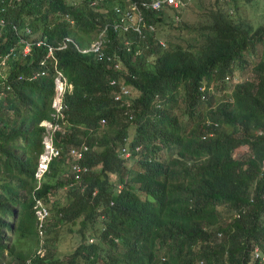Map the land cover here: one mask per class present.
Listing matches in <instances>:
<instances>
[{
	"label": "trees",
	"instance_id": "obj_1",
	"mask_svg": "<svg viewBox=\"0 0 264 264\" xmlns=\"http://www.w3.org/2000/svg\"><path fill=\"white\" fill-rule=\"evenodd\" d=\"M206 1L147 13L154 37L142 39V55L126 50L117 32L123 21L113 9L141 6L142 0L0 2V17L7 20L0 60L23 44L12 23L24 34L27 24L47 42L25 56L8 53L0 68V227L14 225L15 232L12 243L0 238V264H221L226 247L229 254L241 249L232 264H261L249 260L259 242L246 237L264 229V180L254 197L249 189V175L264 159V23L255 19L264 7L258 0ZM131 11L137 21L138 10ZM100 29L106 41L96 51H80L77 45H89ZM64 41L53 51L67 80L70 125L54 141L88 148L79 176L66 167L65 156H54L36 187L42 130L36 125L52 118L56 71L50 66L47 75H33L47 44ZM26 124L31 135L24 155ZM110 128L114 135L107 134ZM123 136L149 156L160 154L162 178L127 167L118 154ZM245 151L255 154L247 167V154L238 161L234 156ZM59 186L66 195L52 200L55 213L48 203ZM37 197L48 208L43 218L34 208ZM221 204L224 213L238 207L240 215L228 221ZM67 241L70 250L62 252Z\"/></svg>",
	"mask_w": 264,
	"mask_h": 264
},
{
	"label": "clouds",
	"instance_id": "obj_2",
	"mask_svg": "<svg viewBox=\"0 0 264 264\" xmlns=\"http://www.w3.org/2000/svg\"><path fill=\"white\" fill-rule=\"evenodd\" d=\"M1 1L3 0H0V2ZM180 6H181V2L179 0V3H177L176 5L173 3H170V4L164 3L159 8L142 7L143 20L145 21L146 25L142 26L140 33L137 31L131 30V29L130 30L121 29L117 31V32H122L124 35V37H121V40L122 42H124V46L126 50L133 53V55H138V54L142 55V53L140 52V50H143L144 48L141 42L142 39H144L149 34H152L154 37V32L152 31V29L154 28V23L147 19V13H154L156 15L158 14V12L162 10L173 11L176 7H180ZM115 7L116 5L113 6L114 14L116 15ZM119 7L122 8L121 5H119ZM174 16H177V15H174ZM6 24H7V20L0 17V28L2 29L6 27ZM149 24H151L152 27H149ZM12 25H13V28L17 31V33H19L18 39H20L19 41H22L23 44L22 45L17 44V45L11 46L5 52L3 57H1L0 62L2 61L3 58L6 60V56L8 55V53H11L10 57L17 56L18 53H21L22 56H25L26 54L31 52V49L34 46L47 43L45 38L37 36L36 32H34L27 24L25 25V34H28L27 36L24 33L19 32V29L16 23H12ZM66 39L71 40V37H66ZM160 41L162 42V40ZM92 42L93 40L87 46L77 45V47L80 51L85 52L84 47L91 49ZM47 45H48V49L46 53L41 58H39V60L37 61V64L39 65V67H38V70L33 75V77L47 75V70L50 66H53L56 71L54 78H53L54 92H53V97H52L51 104H50L51 108H53V111L51 112V114H49L52 118H47V117L41 118L38 121V125H36V127L38 128L40 126L42 127V130H40L41 137L39 136L41 150L39 151L36 157V167L34 170V177L37 179L36 187H39V185L41 184V181L44 179V174L47 172L49 168V162L54 156H58V157L65 156V162L67 165L66 167L69 168L70 170H76L75 175L76 177L79 176V173L77 171L79 170L80 167L78 164H82L80 162L82 159H84L83 157L85 155V150L88 148L87 143L81 144L79 146H76V145L70 146V143H68L66 145L63 144L64 146L63 147L62 144H56L54 141L57 131H60V133H64L66 131L67 124H70L68 121L67 112H66L68 109V106H66V103L64 102V94H63L65 89L67 88V80L65 76L63 75V73L57 68V65H56L57 58L53 51L54 48H57V49L63 48L65 46V41L64 43L56 45L55 47L52 44H47ZM147 45L148 43H146V46ZM25 47H28V48L25 49ZM127 47H129V49ZM16 48L18 50H16ZM118 68L124 71L126 70L122 64H121V67H118ZM109 82L113 83V79L111 78ZM63 85H64V90L61 89ZM68 87H72V85L69 84ZM116 97H119V95H117ZM105 120L106 118L102 116L100 117L99 123L103 125L106 122ZM112 130H113L112 128L107 130V134H109V136L114 135L115 130L114 131ZM23 131L26 135V138L22 139V141L25 140L24 155H27L26 150L28 149L26 147V142L28 141V138L31 135L29 134V128L27 124L25 127H23ZM102 133H103V127L97 128V131L95 132V134L98 136H101ZM82 148H83V152H82ZM127 151L131 153V157H132L131 160H128L130 157H127L125 155ZM246 152L247 151H245L244 153L240 155H234L237 157V161L244 154L248 155V158L243 163L244 167H247L248 165L247 160L249 158L255 157L254 153H251V152L246 153ZM40 153H41V156L39 157ZM118 154L124 158L127 164V167L130 168V170L133 171L135 174L142 170L148 171L150 169V171L154 174L155 179L162 178L161 176L158 177L157 175V172L159 173V166L162 161L159 153L154 154V157L149 156L144 152L143 146L141 144H137V145L131 144V141L128 140L125 136H123V138L121 137V142H120V145L118 146ZM71 161L73 162L71 163ZM83 168L84 167L82 165V169ZM113 173L114 172H108V176L111 177V174ZM110 179L114 180L115 178L112 177ZM258 180H259V184H260V181L264 180V159H262L261 162L258 161V166L249 175V182H250L249 189H250V194L253 197L256 193ZM135 182H138V181H135ZM117 185H118L117 192H120L121 184L118 183ZM137 185H139V182ZM260 198L264 199V189L261 190L260 192ZM41 203H44V201L40 197H37L35 199L34 208L36 209V213L39 218H43V216L48 213V208L46 207V205L44 204V206H42ZM42 208H44L45 210L44 214H41V211H39V209H42ZM219 208L222 210V215L224 214L223 217L227 218L228 221H231L232 218H234V215H235V218H237L241 213L238 210V207L232 212V214L227 210H225V213H224L222 204L219 205ZM246 208L248 209L249 207L245 206L242 209V211L244 212ZM100 209L101 207H99L98 210ZM9 222L14 223V219L9 220L8 223ZM13 227L14 225H11V226L7 225V226L0 227V238L4 243L9 244V243L14 242L15 232L13 230ZM218 237L219 239H221V232H218ZM246 239L247 241H250V243L255 240L259 242L252 246V254L249 257V260L251 262H258V263L264 264V229H260V228L251 229L250 232L247 234ZM227 249L228 247L224 249V251L222 252L220 256V259H222L221 264H232L233 256L241 258L242 253H241L240 247H238L236 252H234L233 254L232 253L229 254ZM3 256L7 257V248L3 249ZM8 257L12 259V256L9 255ZM2 262L3 264H6L5 261H2Z\"/></svg>",
	"mask_w": 264,
	"mask_h": 264
},
{
	"label": "rangeland",
	"instance_id": "obj_3",
	"mask_svg": "<svg viewBox=\"0 0 264 264\" xmlns=\"http://www.w3.org/2000/svg\"><path fill=\"white\" fill-rule=\"evenodd\" d=\"M200 1H203L202 3H208L206 0H200ZM94 2H95V0H94ZM180 2H181V6L182 7H185V6H187L188 5V3H190L189 2V0H180ZM176 3H179V1L177 0L176 1ZM258 3H259V5L260 6H262V7H264V0H258ZM251 10V8H249L248 9V11H250ZM192 14H194L193 13V11H188V15L191 17V18H194V16L192 15ZM255 19H256V23H264V21H259V20H261V19H264V16H262L261 14H260V12H258V10L256 11V13H255ZM259 21V22H258ZM1 29V28H0ZM125 29V28H124ZM125 30H127V29H125ZM106 36H104L103 35V33H102V29H100L99 31H98V33H97V35H96V37L93 39V42H92V45L95 43V42H98V43H104L105 41H106ZM95 47V46H94ZM128 49H129V47H127ZM25 49H27V48H25ZM84 51L85 52H88V51H95V49H93V48H91V49H89V48H85L84 47ZM140 52L141 53H143V50H140ZM5 63V59L3 58L2 59V61L0 62V68H1V66H3V64ZM236 79H237V77H236ZM232 82L233 81H231L230 82V85L232 84ZM62 90H64V85L62 86V88H61ZM68 125H70V124H67V127H68ZM131 129H132V125H130V126H128V131H129V133L131 134ZM125 155L127 156V157H130L128 160H131V153L130 152H126L125 153ZM161 155L163 156L164 155V151L162 150V153H161ZM41 156V153H40V155H39V157ZM38 157V158H39ZM46 165V164H45ZM45 167V166H44ZM44 169V168H43ZM111 177H114V175L113 174H111ZM56 178H57V175L55 176V177H53V181H56ZM137 184H138V182H135V181H133V183H132V185H133V187L134 186H137ZM65 195H66V188H65V186H59V187H56V190H55V193H54V195L51 197V199H50V201H49V207L52 205L53 206V208H54V211H55V213H56V209H55V206L53 205V202L54 201H57V200H60V201H64L65 200ZM52 200H53V202H52ZM41 205L42 206H44V203H41ZM39 211H41V214H44L45 213V210H44V208H42V209H39ZM47 213V212H46ZM50 215H51V210H50ZM62 223H64V222H62ZM65 225H67V224H65ZM65 241V240H64ZM63 241V242H64ZM64 245V248H63V251L62 252H64L67 248L70 250V241H67L66 243H64L63 244Z\"/></svg>",
	"mask_w": 264,
	"mask_h": 264
},
{
	"label": "built area",
	"instance_id": "obj_4",
	"mask_svg": "<svg viewBox=\"0 0 264 264\" xmlns=\"http://www.w3.org/2000/svg\"><path fill=\"white\" fill-rule=\"evenodd\" d=\"M177 0H142L141 2V6H138L137 4L133 3L131 5V9H137L139 16H138V20L134 21L133 19V13L131 11V9H122L119 6L115 7V11L116 14L119 16H117L118 18H120L121 21H123L122 24V30H134L137 32H141L142 26H145L146 23L143 20V15H142V7L145 8H159L162 4L167 3H173V4H177L176 3ZM179 1V0H178ZM149 27H152L151 24H149ZM125 28V29H124ZM100 43L95 42L91 48L95 49V51L99 48ZM95 46V47H94ZM28 48V47H25Z\"/></svg>",
	"mask_w": 264,
	"mask_h": 264
}]
</instances>
